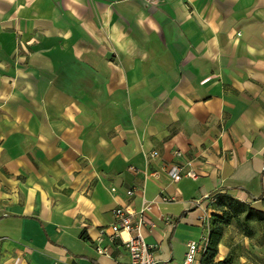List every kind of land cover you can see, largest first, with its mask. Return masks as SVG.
Instances as JSON below:
<instances>
[{"label":"crops","instance_id":"1","mask_svg":"<svg viewBox=\"0 0 264 264\" xmlns=\"http://www.w3.org/2000/svg\"><path fill=\"white\" fill-rule=\"evenodd\" d=\"M209 196L264 211V0H0V264H128L143 201L180 263Z\"/></svg>","mask_w":264,"mask_h":264},{"label":"built area","instance_id":"2","mask_svg":"<svg viewBox=\"0 0 264 264\" xmlns=\"http://www.w3.org/2000/svg\"><path fill=\"white\" fill-rule=\"evenodd\" d=\"M155 156H157V153L153 152L152 157ZM181 156L182 154L180 152L175 153L176 158H181ZM166 174L173 183H177L182 179H196L197 177L192 169L184 170L183 165L176 163L170 166ZM126 195L131 197L133 191H127ZM205 198L210 204H214L216 201L215 197L209 196ZM163 200L168 201L166 198H163ZM193 204H198V201L193 202ZM151 208V202L143 201L137 213L129 210L128 207H118L112 212L114 221L110 225L112 234L108 238L111 241H114L116 238L120 240L128 253V264H201L208 248V239L206 238H202L199 241L188 242L183 259L180 263L156 258L155 247L147 244L141 235V229L147 226L148 223L145 219V215ZM100 234L102 237L104 235L103 231H100ZM97 248L98 254L107 256L108 251L106 249Z\"/></svg>","mask_w":264,"mask_h":264},{"label":"trees","instance_id":"3","mask_svg":"<svg viewBox=\"0 0 264 264\" xmlns=\"http://www.w3.org/2000/svg\"><path fill=\"white\" fill-rule=\"evenodd\" d=\"M215 197V196H214ZM215 206L219 210L220 214H213L211 216L208 248L201 261V264H230V261L214 262V258L217 254V246L223 236V228L229 226L232 221H236L239 227H245L246 222H259L264 224V211L253 208L250 204L232 198L230 196H216ZM242 222L239 221L240 217ZM243 232L250 236L251 232L248 229H243Z\"/></svg>","mask_w":264,"mask_h":264},{"label":"rangeland","instance_id":"4","mask_svg":"<svg viewBox=\"0 0 264 264\" xmlns=\"http://www.w3.org/2000/svg\"><path fill=\"white\" fill-rule=\"evenodd\" d=\"M242 216L239 221L242 222ZM210 225V224H209ZM245 227L240 228L234 220L229 226L223 228L225 232V249L223 259L217 260V254L214 262L230 261V264H264V224L259 222H246ZM243 229L251 232L247 236Z\"/></svg>","mask_w":264,"mask_h":264}]
</instances>
